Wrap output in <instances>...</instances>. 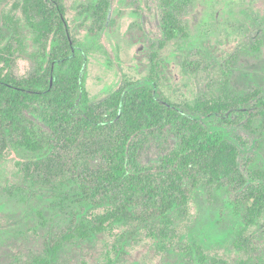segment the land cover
I'll return each mask as SVG.
<instances>
[{
    "label": "rangeland",
    "instance_id": "374dc122",
    "mask_svg": "<svg viewBox=\"0 0 264 264\" xmlns=\"http://www.w3.org/2000/svg\"><path fill=\"white\" fill-rule=\"evenodd\" d=\"M62 1L67 32L85 58L81 73L92 105L126 84L152 86L159 100L189 114L187 103L215 97L224 88L230 92L258 90L264 97V44H259L264 35V0H192L182 15L186 36L162 45L157 0H108L101 20L82 8L98 0ZM0 31V53L8 42L13 47L12 74L27 76L38 69L42 59L22 14L21 0H0ZM255 106L251 101L246 110L257 112ZM38 112L30 108L25 117L48 133ZM200 118L209 130H226L238 147L243 172L249 164L264 168V129L258 127L259 115L251 129L246 120L236 121L235 113ZM136 139L140 144L137 163L143 173L156 176L157 181L164 178L174 167L165 158L178 143L172 126L141 133ZM26 156L11 148L0 153V264L43 255L45 238L51 230L57 233L63 223L51 216L53 227L43 226L39 212L45 218L50 214L41 198L28 193L32 189L38 194L39 185L28 183L20 170L19 163ZM87 160L92 168L101 164L99 158ZM190 178L185 175L183 179L188 202L171 213L173 239L165 241L167 248L160 247L159 239L146 236L136 222L118 224L88 239L67 243L59 251L57 263L106 264L110 259L114 264H190V254L181 251L185 246L190 250L199 246L208 257L231 264L241 260L264 263V214L253 224L244 223L247 203H241L235 187L217 191L207 186L192 188ZM238 238L245 239L247 246L238 248Z\"/></svg>",
    "mask_w": 264,
    "mask_h": 264
},
{
    "label": "trees",
    "instance_id": "16d2710c",
    "mask_svg": "<svg viewBox=\"0 0 264 264\" xmlns=\"http://www.w3.org/2000/svg\"><path fill=\"white\" fill-rule=\"evenodd\" d=\"M191 1L157 0L161 45L186 36L182 15ZM82 8L101 20L108 0ZM21 11L42 62L29 75L19 77L10 71L12 44L8 42L0 53V153L9 148L26 153L19 167L28 183L39 185L38 194L32 189L28 193L45 202L50 218L39 212L43 226L52 228L54 216L63 223L57 233L51 230L45 238L43 255L17 258L10 264H58V253L67 243L133 222L146 236L159 239L161 248H167L165 241L173 239L171 213L184 208L189 199L183 187L185 175L191 177L192 188L207 186L217 191L235 187L241 203H247L244 223L253 224L264 214V168L249 164L243 172L238 147L226 130H209L200 121V117L235 113L236 121L246 120L251 129L259 115L258 127L264 129V97L258 90L230 92L224 88L215 97L187 103L189 114L159 100L152 86L126 84L92 105L81 73L85 58L67 32L63 1L21 0ZM2 37L0 31V42ZM259 44H264V35ZM251 101L259 108L257 112L246 110ZM30 108L39 111L48 133L25 117ZM166 124L172 126L178 143L165 158L174 167L157 181L137 163L140 144L136 138ZM87 158H99L100 166L92 168ZM141 204L143 210L139 211ZM235 245L247 246L243 238ZM182 249L190 254V264L191 260L194 264H231L208 257L199 246ZM106 264L114 263L108 259Z\"/></svg>",
    "mask_w": 264,
    "mask_h": 264
}]
</instances>
